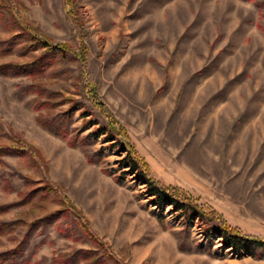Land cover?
Instances as JSON below:
<instances>
[{
	"label": "rangeland",
	"instance_id": "rangeland-1",
	"mask_svg": "<svg viewBox=\"0 0 264 264\" xmlns=\"http://www.w3.org/2000/svg\"><path fill=\"white\" fill-rule=\"evenodd\" d=\"M76 2L70 14L66 0H5L74 52L37 80L0 74V145L28 152L0 156V221L10 223L0 252L23 242V258L54 264L60 252L92 247L81 221L128 264H264V246L239 257L197 223L187 228L171 206L161 215L146 184L122 166L126 151L115 140L71 144L113 119L155 177L264 238V0ZM10 36L0 19V39ZM14 59L22 58L15 52L0 63ZM37 84L59 104L37 110ZM71 108L69 138L37 121ZM91 119L98 124L86 127ZM45 182L56 189L51 197L24 203Z\"/></svg>",
	"mask_w": 264,
	"mask_h": 264
},
{
	"label": "trees",
	"instance_id": "trees-1",
	"mask_svg": "<svg viewBox=\"0 0 264 264\" xmlns=\"http://www.w3.org/2000/svg\"><path fill=\"white\" fill-rule=\"evenodd\" d=\"M66 1L68 12L73 14L75 5L77 4L76 0ZM259 4L262 6L263 2ZM6 7L5 0H0V19L4 20L6 28L11 33L10 37L0 39V56L5 58L16 52L19 58L21 57L22 59L0 63V74L9 77L26 75L37 80L39 77L46 75L50 70L52 72L59 62L69 59L70 55L74 52L70 44L54 43L49 38L42 37L35 28L22 19L21 15L19 16L14 6H8L10 10H6ZM6 14L10 15L9 19L6 18ZM86 51L84 49L83 53L85 54ZM84 58L85 56L79 53L77 59L84 60ZM37 85L39 86L37 87V110H41L49 104H59V101L55 100L52 91H46L41 84ZM44 96H47L46 100H43ZM72 108L54 116L40 114L37 116V121L56 135L69 138L72 133V112L74 110ZM96 124L98 122L92 119L84 123L86 127ZM102 134H105V138L115 140L113 146H119L120 150L126 151L125 156L121 160L122 166L128 167L129 172L134 173L140 181L146 184L147 194L152 197L151 200L160 209L161 215L167 206H171V209L177 211L180 217L183 218L187 228L192 223H197L201 227L205 237H221L223 246L232 249L239 257L247 254L253 255L258 247L264 246L263 237L246 232L239 225L231 224L213 206L210 209L203 203H200L199 197L192 194L187 188L165 183L155 177L151 165L140 153L126 127L120 125L117 121L109 119L108 124H99L85 137H80L77 134L71 138V144H80L83 147H87L89 146L90 139L98 138ZM4 154H17L25 157L28 155V152L24 145H0V156ZM90 161H94V159L90 158ZM32 183L35 185L34 181ZM55 190L50 182H45V185L34 186L26 195L24 203L35 199L44 201L47 197H51V191ZM3 210L4 207L0 206V212H3ZM63 210H55L47 215L46 218L54 220ZM78 213H81V211H78ZM160 219H162V216H160ZM75 224L81 228V232L91 242L92 247L60 252L53 258L54 264H128L117 255L111 245L92 229L88 222L83 224L81 221H75ZM9 225V222L0 221V230ZM57 229L66 236L71 234L69 228H65L60 224L57 225ZM23 254L24 243L21 242L13 249L0 252V264H32L31 261L23 258ZM34 264H40V262Z\"/></svg>",
	"mask_w": 264,
	"mask_h": 264
}]
</instances>
